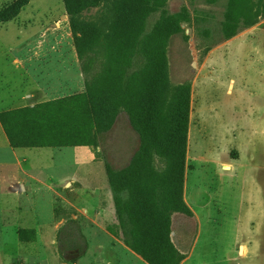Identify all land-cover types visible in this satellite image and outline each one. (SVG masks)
<instances>
[{
  "label": "rangeland",
  "instance_id": "rangeland-1",
  "mask_svg": "<svg viewBox=\"0 0 264 264\" xmlns=\"http://www.w3.org/2000/svg\"><path fill=\"white\" fill-rule=\"evenodd\" d=\"M136 48L155 56L157 85L135 125L126 106L141 77L122 66ZM28 87L33 103L16 101ZM61 103L74 128L54 146L59 187L110 189V234L135 226L134 244L160 264H264V0H29L0 22V110L51 112L12 114L9 127L60 123ZM97 106L112 120L101 133ZM0 157L5 187L20 168L9 151ZM94 226L71 214L40 234L0 224V264H94L109 236ZM125 245L128 264H150Z\"/></svg>",
  "mask_w": 264,
  "mask_h": 264
},
{
  "label": "crops",
  "instance_id": "crops-1",
  "mask_svg": "<svg viewBox=\"0 0 264 264\" xmlns=\"http://www.w3.org/2000/svg\"><path fill=\"white\" fill-rule=\"evenodd\" d=\"M30 88L28 87L19 98L16 97V101L20 99L25 103H33L34 95ZM42 148H46V152H41ZM2 151L12 153L15 163L19 164L20 169L17 168L19 172L12 175L8 186L0 185L2 187L0 189V224L23 223L31 229L35 228L39 233V227L48 224H61L67 219L68 214H71L72 218L85 217L96 227H98L97 225L102 226V228L98 227L99 230L94 226L95 233L98 231L104 235L109 233L107 226L115 218V205L110 189L71 186L64 190L63 187H59L60 183L66 182V178L54 173L58 166L54 146L12 147L0 121V152ZM3 162L4 159L0 157V164ZM20 162H25L28 166L25 168L21 166ZM37 170L44 172L45 175H38ZM23 171L24 174L21 173ZM21 174L22 176H20ZM43 176L50 183L46 187L47 189L42 186L43 192H48V195L43 201H38L34 196L37 190L42 189ZM68 196L70 197L68 198ZM74 196L75 199L70 200ZM37 209L40 211H36ZM107 241L108 248L107 245L98 244L104 249L97 256L99 258L95 257L94 264H128L126 257L132 255V251L123 243L122 234L120 232L117 235L109 233ZM66 252H70L74 256L79 254L76 248L66 250ZM139 264H144V262Z\"/></svg>",
  "mask_w": 264,
  "mask_h": 264
},
{
  "label": "trees",
  "instance_id": "trees-1",
  "mask_svg": "<svg viewBox=\"0 0 264 264\" xmlns=\"http://www.w3.org/2000/svg\"><path fill=\"white\" fill-rule=\"evenodd\" d=\"M29 0H12L8 4L2 6L0 8V22L7 21L9 19H12L15 17L20 9L28 2ZM66 3H68V0H65ZM75 25V24H74ZM130 27L133 28V31H138L137 33L134 32L136 35H140V29H139V20L134 19L132 23L130 24ZM129 34H131L129 32ZM139 39L141 37L139 36ZM137 55H140V61L137 60ZM135 56V57H134ZM134 57V58H133ZM132 58L134 59L135 65H132ZM137 60V62H136ZM155 56L152 55L150 50H145L144 48H136L130 55H129V61L122 66L123 70L129 69V72L127 74V78L138 74L139 77H141L140 82L137 83L132 90L129 91L131 94L127 100V108L126 111L131 114V124L136 125V118L134 119L133 115L135 112L141 109L140 115H143V109L144 106L151 103V98L153 94L156 93V79H155ZM88 63V62H87ZM136 76V77H138ZM183 94H186L185 88L182 89ZM98 98V95H97ZM186 98H184V101L182 105L180 106V110H185L186 107ZM65 104H60L56 111L63 112L65 117L63 118L60 123H52L49 120L45 122L44 124L39 123V121L33 120H27L26 122L18 125H13L9 127L7 125V118L8 116L15 114H31L32 118L37 117L39 115H42L44 112L51 114L49 111H39L36 106L31 108H25V110H6V111H0V121L3 125V128L7 134V137L9 139L10 145L12 147H31V146H58L63 143H66L70 140L69 135L70 131L74 128V125L72 123V111H66L64 110ZM92 111L93 119L95 120L96 124V131L101 133L105 129H107L108 126L111 125V121H108L106 123L103 122L101 118L100 113V106H97L96 108H93ZM31 118V117H29ZM182 131L183 135H178L174 139H177L179 136L180 139V147H182L183 138H184V122L182 119V122H180L175 126V131L179 132ZM156 151V149H155ZM180 183L178 182V187ZM115 205V204H114ZM115 212L117 213L116 205H115ZM122 223V219H119ZM122 225V224H121ZM133 225H136V222H131V227ZM125 226H121V234L123 241L125 244H127L129 247H131L134 251L139 253L146 261H148L150 264H160L157 262V260H154L152 257L146 256L140 249L138 245H135L134 238L138 237V232L135 231V226L133 229H129L127 236V232ZM134 235V238H133ZM138 240V239H137ZM134 241V242H133Z\"/></svg>",
  "mask_w": 264,
  "mask_h": 264
}]
</instances>
